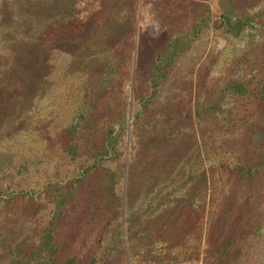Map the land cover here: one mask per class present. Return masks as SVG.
I'll use <instances>...</instances> for the list:
<instances>
[{
  "label": "rangeland",
  "instance_id": "obj_1",
  "mask_svg": "<svg viewBox=\"0 0 264 264\" xmlns=\"http://www.w3.org/2000/svg\"><path fill=\"white\" fill-rule=\"evenodd\" d=\"M251 3L250 23L236 36L221 27L219 0H0V48L26 72L15 78L0 61L3 86L21 87L5 92L8 106L0 89V264L37 256L57 217L58 237L81 255L105 234L99 251L108 247L111 264L121 262L111 244L120 219H95L78 203L56 212L61 194L79 193L99 168L125 182L129 209L140 213L128 242L154 257L178 256L175 264L205 257L199 210L207 181L213 191L230 168L259 165L263 178L246 190L264 202V100L255 99L264 96V0ZM44 32L59 52L50 48L36 63L14 50ZM177 40L183 52L154 92L151 69ZM236 82L247 95L228 90ZM110 132L121 141L115 161L103 157ZM179 198L194 210L181 228L176 218L167 222ZM230 255L264 264V220L254 247Z\"/></svg>",
  "mask_w": 264,
  "mask_h": 264
},
{
  "label": "trees",
  "instance_id": "obj_2",
  "mask_svg": "<svg viewBox=\"0 0 264 264\" xmlns=\"http://www.w3.org/2000/svg\"><path fill=\"white\" fill-rule=\"evenodd\" d=\"M219 4L222 12L221 27L227 28L228 34L239 36L250 23L251 13L249 9L252 7L251 0H219ZM205 22H203V25L209 26L207 20ZM199 28H201L200 25ZM34 36L28 40L25 38L26 43L15 47L14 50L22 51L21 54L28 56L30 60L33 59L36 63L39 62L43 55L51 51L50 48L54 52H59V48L57 49L51 41L53 39L52 34L44 32L39 39H35ZM62 37V42L69 45H77L78 43L71 36L63 35ZM103 38L104 36H102ZM40 41L41 44L39 43ZM183 47L184 40L174 41V44L166 53L159 57L157 63L152 67L150 88L154 92L159 88L161 78L165 77V67L172 65L175 57L183 52ZM13 57H15L13 54L0 48V61L4 63L6 69H8L9 63L11 64L10 69L12 72L9 75L15 78L26 77V72L22 71L18 65H14L12 60L10 61ZM17 88L21 87L17 85L13 88L3 86V83L0 82L1 95L3 97L8 94L5 92ZM228 90L239 96L248 94L246 85L242 82L231 83ZM255 99L259 102L264 100V96H256ZM2 104L8 106L10 103L5 98L2 99ZM75 142H69L70 148L75 146ZM120 143L121 141H118L117 136H114L113 132L107 134L106 141L102 144L105 160L115 161L120 158ZM97 162L96 160L95 163ZM221 166L223 169L228 170L225 165ZM259 169V165H248L247 167V165L238 164L230 168L228 179L224 176L227 181L226 179L224 181V177L218 179L223 181V184L218 189L209 190L208 183H211L212 180L204 184L205 192L201 196L203 200L199 214L202 217L200 219L204 228L205 246L207 249L204 251L205 257L202 259V264H244V255L231 256L230 253L231 250H239L243 253L249 251L254 247V242L260 237V232L263 229L264 202L259 197H249V195H253V192H247L246 190L247 187L253 189L259 183V180L263 178L259 175ZM130 172L132 171H129V175ZM94 175V178L83 184L79 193H71L69 189L65 192V195L61 194V200L57 204L56 211L59 216L66 215L71 211V208L75 207L73 204L78 203L82 206L80 208L82 214L89 211L95 215V219H110L111 222L112 220L120 219L115 231V237L111 242L115 249L120 251V255L123 256L122 261L116 264H133L134 259L135 261L138 260V264H175L176 261H179L178 256L173 257L168 253L165 256L154 257L149 249L146 248L141 253L134 242L133 244L128 242L127 234L130 231L128 224L134 221L140 213H135L129 209V194L128 190L125 189V182H117V174L108 168H99ZM215 181L216 179H214V183ZM121 184L123 187L117 188V185ZM217 184L220 183L217 182ZM106 185L107 188L105 189ZM176 202H179V205L175 206L172 215L168 216L167 222L171 218H176L178 220L177 225L181 228L185 224L184 221H187L188 215L192 216L194 214V210L187 211L186 206H183V198L176 199ZM68 205H71V207L69 208ZM187 207L192 208L191 205ZM129 211L133 212V214H129ZM57 220L58 217L44 229L37 248L32 250L31 253L37 256L34 257L32 254L23 256L21 259L12 260L11 264H111L108 257L109 248H104L103 251L98 249L100 246L102 247L101 244L105 240L103 239L105 234L99 237V240L92 246L93 248L88 254L81 255L80 251L70 247L69 243H66L63 239L60 240L58 235L62 225L56 223ZM63 245L67 246L63 247Z\"/></svg>",
  "mask_w": 264,
  "mask_h": 264
}]
</instances>
